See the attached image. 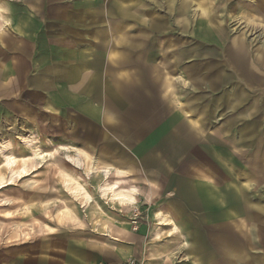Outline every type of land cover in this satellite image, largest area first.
I'll return each mask as SVG.
<instances>
[{"label":"rangeland","instance_id":"374dc122","mask_svg":"<svg viewBox=\"0 0 264 264\" xmlns=\"http://www.w3.org/2000/svg\"><path fill=\"white\" fill-rule=\"evenodd\" d=\"M0 3L9 4L5 16L10 23L5 29L4 52L0 54V74L2 80L4 77L5 80L14 82L5 95L0 94V142L11 141L14 144L13 151L18 157H30L31 153L25 150L20 137L33 133L39 139L44 154L58 145L79 148L100 159L102 163L129 169L122 177L126 180L125 186L135 183L142 189L147 185L133 179L134 174L136 178L154 181L158 186L149 202L145 196L140 195L135 207L129 213H122L119 206L114 207L100 199V195L93 188V182L87 181L84 184L85 190L106 215L103 217L105 222L96 224L92 222L93 217L88 210L64 188L62 179L46 158L47 162L38 164L40 168L31 176L0 191V195L11 199L19 197V193L23 192L22 197L27 204L35 203L29 210L22 204L0 207V211H15L13 221L30 227L35 218L46 225L42 230L41 226L34 225L33 233L25 240L19 234L15 237L6 236L8 232L5 229L10 226L11 220L0 217L5 223L0 237V264H20L17 262H23L37 253L41 254V249L48 247L59 248L67 252V256L69 252L91 256L96 251L99 257L105 256L92 247V244L102 245L90 241H103L110 247H119V255L114 253L113 259L121 262L120 264L202 263L200 252L207 245L194 241L192 237L203 234L202 228H190V232L179 228L178 232L167 237L172 228L162 227L160 240L151 239L156 222L158 224L154 220L155 216L153 218L157 209H164L174 217L169 210V204L175 193L165 183V178L173 175L177 167L174 164L162 174L158 160L165 147L146 148L142 144L148 134L153 133L175 114L179 122L187 128L188 117L197 119L198 123L204 121L207 124L205 118L208 119V115L178 111L169 93L163 92L164 85L159 75L166 77V82H171L172 86L183 87L184 92L179 101L185 103L190 101L186 93L188 85L182 86L172 80L171 76L177 74L191 83L188 80L189 74L184 71L201 70L217 63L220 51L213 47L215 43L234 42L241 47L243 43H247L251 56L257 53L256 47L263 49L264 0H0ZM121 39L136 44L132 45V52L127 53L132 60L125 63L110 62L106 59L104 46L113 47L117 53L127 52L125 46L118 44ZM59 41L75 43L76 52L85 54L83 59L77 57L76 60L78 66L85 64L82 69L87 71H83L85 75L81 77L87 76L89 83L86 84L84 93L93 97L76 100V106L71 102H59L55 106L57 112L51 111L55 115H44L41 113L42 106L31 103L34 93L25 87L23 77L41 75L38 61L43 54L42 49H53ZM16 46H20L23 51L30 49L29 54L34 50L35 53L32 57H27L28 54L14 51ZM182 53L185 58L180 66H176V60L181 58ZM262 53L264 54V49ZM259 57L260 55L257 59L261 62L262 57ZM86 72L90 74L86 75ZM112 85L113 93L106 91ZM231 88L226 86L225 90L229 92ZM159 92L161 99L157 97ZM107 94L114 96L107 97ZM200 94L205 97L206 91L201 90ZM88 105L96 108L95 115L86 112L85 107ZM261 116L258 117V122L264 127ZM220 117L214 116L215 119ZM229 117L231 116L226 114L221 118L222 121L220 119L216 122L211 118L210 126L204 134L213 135ZM236 127L240 125L237 124ZM231 132L234 129L225 135L231 136ZM254 147L255 143L252 149ZM138 148L143 151H138ZM166 148L164 157L167 160L172 156L173 148ZM247 148L242 145L238 150L245 151ZM222 149L233 158L240 154L231 147ZM66 154H60V157L64 159ZM243 167L247 170L244 164ZM73 170L79 174L85 171ZM0 176L8 177L1 164ZM30 179L38 182L39 188L34 189V193L24 192L21 187ZM263 187L264 185H260V188ZM262 196L259 206L264 207V195ZM43 206L48 212L46 216L42 212ZM64 206L77 218L64 217L59 221L58 209ZM114 219L118 224H113ZM181 234L185 237H180ZM108 235H113L116 241L105 237ZM41 239L45 241L41 242ZM12 244L24 245L7 247ZM254 247L247 251V259L242 264H264V243L255 244ZM193 250L199 253L193 254ZM147 257L150 260H159L150 262Z\"/></svg>","mask_w":264,"mask_h":264},{"label":"crops","instance_id":"0c3cea01","mask_svg":"<svg viewBox=\"0 0 264 264\" xmlns=\"http://www.w3.org/2000/svg\"><path fill=\"white\" fill-rule=\"evenodd\" d=\"M9 24L8 19L2 28L0 54L4 52L5 29ZM86 44L89 45V43ZM118 44L125 46L124 49L127 52L117 53L113 47L109 48L106 45L104 46L107 53L106 59L115 63H125L132 60L127 53H131V49L136 44L130 43L127 39H121ZM242 46L243 49L241 50L245 54V58L233 57L235 60H231V52L234 51V47L236 48V44L234 42L215 43L213 47L220 51L217 63L201 70L189 69L184 71L189 74L188 80L191 83L186 82L177 74L171 76L172 80L182 86L188 85L186 93L190 101L185 103L179 101L183 95L182 92H184L182 91L183 87H174L171 82H166V77L165 79L159 75L164 85L163 92L169 93V97L174 101L176 108L178 107V111H187L190 114L201 116L208 115V119L205 118L207 124L204 121L198 123L197 119L188 117L189 126L187 128L179 122L175 114L153 133L148 134L146 141L142 144L146 148L152 146H163L165 149L167 146L173 148L172 156L167 160L164 157L165 149L160 153L162 157L158 160V167L163 171L162 174L174 164L177 167L176 172L173 175H168L165 178L166 182L164 181L170 185L171 190L175 193L172 202L169 204V210L174 217L169 216L168 220L172 223L170 226H159L156 222V228L153 232L158 231L160 233L162 227H171L172 231L169 232L171 235L169 236V233L167 235V237H171L173 233L179 231V228L185 232H190L193 228H202L203 234L192 235L194 241L207 245L205 250L203 247L201 249L202 263L200 264H242L247 259L249 249H254L255 244L262 245L264 243V207L259 206L263 198L262 195H264V187L263 189L260 188V185H264V127L258 122L259 116L262 115L260 118L264 119V54L262 53L264 48L256 47L257 53L251 56L248 51L249 45L243 43ZM32 48L34 49V47ZM47 48L42 49L43 54L40 55L38 61L41 66V75L32 76V78L30 76L23 77V81L25 87L30 88L31 92L34 93L31 103L42 106V114L49 115L51 113L55 115L51 111L57 112L55 106L59 102H71L76 106V100L91 98L93 95L84 93L89 80H87V76L81 77V75H85L84 72L87 70L82 69L85 68V64L78 66L76 58L83 59L85 54L76 52L77 45L59 41L53 49L47 50ZM14 51H20L24 55L28 54L27 57L29 55L32 57L35 53L34 50L29 54L30 49L27 48L23 51L20 46L14 47ZM259 55L262 57L261 62L257 59ZM180 56L181 58L176 60V66H180L185 58L184 53ZM135 60L139 61L140 59ZM88 74L90 73L86 75ZM13 83L10 79L5 80L4 77L2 80L0 74V94L5 95ZM226 86L232 87L229 92L225 90ZM201 90L206 91L205 97L200 94ZM106 91L113 93V85L111 88L107 87ZM106 96L112 97L114 95L107 94ZM157 97L161 99V92L158 93ZM80 105L82 106L81 102ZM85 108L88 114L95 115L97 113L96 108L91 105ZM226 114L231 117L213 135L204 134L210 126L211 118L217 115L221 116V119ZM220 119H215V122ZM192 120L198 124L196 129L190 123ZM237 124L240 127H236ZM233 129L234 132H231V136L225 135ZM202 138L204 140H201ZM254 143L255 147L252 149ZM242 145L248 148L245 151H239L238 148ZM222 147H231L240 154L233 158L231 155L228 156ZM139 149L141 148L137 150L139 151ZM243 164L247 170H244ZM132 178L147 183L148 186H144L142 190L148 197L146 201L149 202L151 195H154L158 189L157 184L148 179L140 180L136 178L135 174ZM131 210L129 209L127 213ZM112 221L113 224H118L115 219ZM176 226L178 230L174 231L173 228ZM153 232L151 239L156 241L152 238ZM105 237L116 241L113 235ZM180 237L184 238L185 235L181 234ZM44 241L41 239V242ZM98 243H101L102 246L92 244L93 250H98L105 256L99 257L97 251L93 252L91 256L75 252H69L67 256V252L59 248L48 247L41 249V254L37 253L26 258L23 262L20 260L17 263H121L113 259L114 253L118 254L117 249H120L119 247H110L103 241H98ZM23 245L12 244L7 247ZM192 253L198 254L199 252L193 250ZM158 260L148 259L150 262Z\"/></svg>","mask_w":264,"mask_h":264},{"label":"bare ground","instance_id":"6f19581e","mask_svg":"<svg viewBox=\"0 0 264 264\" xmlns=\"http://www.w3.org/2000/svg\"><path fill=\"white\" fill-rule=\"evenodd\" d=\"M8 8V3H0V33L2 32V23H5L8 20L5 16ZM241 49H243V47L240 45L236 46V48L234 47V51L231 52V60H235L234 58L244 59V54ZM190 123L195 129L198 127L196 121L192 120ZM20 142L25 150L30 151V157H18L13 151L14 144L11 141L0 142V164L8 174L7 178L0 176V191L8 186L14 185L18 180L31 176L40 168L38 164L47 162L46 158H48V162L52 163V166L56 169L59 177L62 179L64 188H66L75 199L80 201L84 209L88 210L90 216L93 217L92 222H95L96 224L105 222L106 220H104L103 217H106V215L98 203L85 190L84 184H87V181L90 180L93 182V188L100 195V199L105 200L107 204H111L114 207L119 206L122 209V213H127L129 209L135 207L138 196L143 195L146 197V195L143 194L144 190L142 191V189L135 183L125 186L126 180L122 177L129 172V169L123 167L116 168L109 163H102L100 159L88 155L82 149L73 148L67 145H58L57 147H54L52 151L44 154V151H41L39 139L33 133L25 137H20ZM50 144L51 143L49 142V145ZM70 153H74V155L71 156ZM60 154H66L64 155V159L60 157ZM73 168L84 169L85 171L84 173L79 174L74 171ZM21 187L24 189H22L24 192L29 191L30 193H34V189L39 188L37 180L31 179L25 181ZM22 196L23 192L19 193V197L13 199L0 195V207L5 205L10 206L11 204H16L17 206L22 204L29 210L35 206V203L33 202L27 204ZM146 199H148V197H146ZM17 206L15 207L16 209ZM14 212L15 211L10 212L8 210L0 211V217L3 220H11L10 226L5 229V231L8 232L6 236L11 235L12 237H15L19 234L23 239L27 240L29 239V235L34 231V225L41 226V230L46 228L45 224L35 218L30 227H27V225L22 222L13 221ZM42 212L45 216L47 215L48 212L46 211L45 206H43ZM153 216H155V220L158 221L157 225L170 226L172 223L168 220V217L170 216L169 213L164 209H157ZM64 217L70 219L77 218H75L74 213L67 210L65 206L58 209L57 219L61 221ZM4 224L5 223L0 220V237L4 230ZM173 229L174 231H177L178 227L176 226ZM24 230H27V232ZM107 232H109V230H107ZM170 235L171 233H169V236ZM152 238L154 240H159L160 233L155 231ZM92 243L97 245L101 244L98 243V241H93ZM153 259L155 260V258Z\"/></svg>","mask_w":264,"mask_h":264}]
</instances>
